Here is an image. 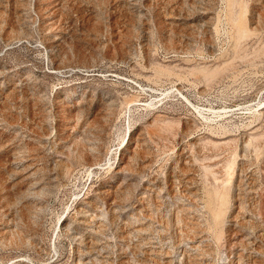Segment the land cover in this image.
Segmentation results:
<instances>
[{"label": "rangeland", "instance_id": "obj_1", "mask_svg": "<svg viewBox=\"0 0 264 264\" xmlns=\"http://www.w3.org/2000/svg\"><path fill=\"white\" fill-rule=\"evenodd\" d=\"M263 247L264 0H0V264Z\"/></svg>", "mask_w": 264, "mask_h": 264}, {"label": "bare ground", "instance_id": "obj_2", "mask_svg": "<svg viewBox=\"0 0 264 264\" xmlns=\"http://www.w3.org/2000/svg\"><path fill=\"white\" fill-rule=\"evenodd\" d=\"M254 142V141H253ZM187 174V173H186ZM260 194V193H259ZM261 196V195H260ZM259 198V197H258ZM262 200H263V198H262ZM251 204H252V208H251V212L253 213V214H255V215H258V217H260L261 218V198H259V201H257L256 199H254L253 200V202H251ZM241 206V205H240ZM243 208H241L240 209V207H239V212L237 213V215L238 214H240V216L242 215V213H243ZM242 211V212H241ZM243 217V219H244V217L245 216H242ZM243 221V220H242ZM243 226H245L244 224H243ZM243 235H241V234H236V245L237 244H239L241 247L243 246V248H247V246H246V240H245V238L243 239ZM262 237V236H261ZM261 242H263V241H261ZM235 245V244H234ZM238 245V246H239ZM264 248V247H263ZM259 250V249H258ZM241 255V254H240ZM239 256V255H238ZM242 256V255H241ZM243 257V256H242ZM237 260H239V259H237ZM242 260V259H241ZM239 264V263H238ZM246 264H255V262H253V261H251V262H248V263H246Z\"/></svg>", "mask_w": 264, "mask_h": 264}]
</instances>
